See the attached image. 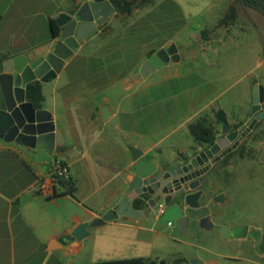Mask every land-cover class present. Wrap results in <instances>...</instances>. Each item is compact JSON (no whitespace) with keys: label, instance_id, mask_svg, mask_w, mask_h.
I'll list each match as a JSON object with an SVG mask.
<instances>
[{"label":"crops","instance_id":"1","mask_svg":"<svg viewBox=\"0 0 264 264\" xmlns=\"http://www.w3.org/2000/svg\"><path fill=\"white\" fill-rule=\"evenodd\" d=\"M61 1L38 0L36 8L31 9L27 7L31 0H0V61L23 55L35 58L49 51L52 47L49 19L62 12ZM81 1L73 0L71 5L74 7ZM47 27V37L32 47L11 53L7 45L20 38V29L44 32ZM71 56L62 69L74 62L75 57ZM171 63L174 61L160 68L170 67ZM95 68L80 66L75 74H66L68 82L53 88L50 102L45 93L48 82L41 83V108L51 113L63 141L50 154L67 165L69 179L76 186L72 194L65 192L46 167L47 162L44 166L32 150L14 143L11 146L0 138V264H86L93 262L85 261L86 257L121 252L128 246L144 243L142 233H157L145 222L120 216L102 225H91L126 193L132 169L128 146L148 152V158L173 159L175 164L202 146L193 139L188 124L215 107L202 104L192 110L186 103L195 95L202 98L203 90H196L193 97L186 93L181 99L179 85L171 80L175 76L148 81L154 75L150 73L159 69L144 76ZM59 73L56 79L62 77ZM179 130L183 139L175 137ZM39 151L43 152L39 155L47 153ZM42 185L50 189L42 190ZM222 195L220 203L227 198L225 193ZM210 220L213 227L200 228L190 238L218 235L214 226L217 223L211 216ZM79 224L84 225L87 235L80 240L66 239ZM103 225H108L109 232L99 230ZM100 232L106 233V239L96 238ZM183 243L193 246L195 253L188 254V258L202 260L199 255V250L205 249L202 244L188 239H183Z\"/></svg>","mask_w":264,"mask_h":264},{"label":"rangeland","instance_id":"2","mask_svg":"<svg viewBox=\"0 0 264 264\" xmlns=\"http://www.w3.org/2000/svg\"><path fill=\"white\" fill-rule=\"evenodd\" d=\"M72 1L62 0L59 9L71 12L75 7L71 5ZM37 5L38 0H31L27 7L34 9ZM230 6L236 8L235 19L220 25V18ZM48 35V27L44 32L20 29V38L7 46L14 53L32 47ZM171 43L178 48L179 60L170 67L151 72L154 75L148 81L175 76L171 80L179 85L181 99L186 93L193 97L196 90H203L202 98L195 95L192 101H187L188 109L202 104L215 107L209 114L203 113L201 118L217 137L221 134L222 123L215 115L219 110L216 108L224 111L229 124L242 131L256 114L249 116L252 81L257 79L264 85V15L241 0H149L133 7L129 14L114 10L97 32L74 49L71 57L75 60L61 70L62 77L48 81L47 100L51 101L54 87L68 82L66 74H75L80 66L116 74L143 75L141 68L147 53ZM180 132L175 137L181 138ZM32 153L37 154L44 166L46 161V167L50 168L54 160L52 154L39 155L43 153L39 150ZM171 161L170 165L175 164L173 159ZM205 181L210 195L222 191L227 197L225 202L211 205L210 213L215 223L234 226L264 222V116L257 120L237 148L210 167ZM157 215V208L149 213L145 224L157 233H142L144 243L128 246L121 252H101L98 257L84 258L85 261L94 263L139 254L153 260L149 264H191L188 254L195 252L192 245L183 243V239L204 246V250H199L204 264H233L228 257H238L236 240L203 234L193 240L191 233L180 234L175 225L168 226L167 220ZM107 226H100L99 230L107 231ZM96 238L104 240L106 233L100 232Z\"/></svg>","mask_w":264,"mask_h":264},{"label":"water","instance_id":"3","mask_svg":"<svg viewBox=\"0 0 264 264\" xmlns=\"http://www.w3.org/2000/svg\"><path fill=\"white\" fill-rule=\"evenodd\" d=\"M113 11L114 6L109 0H83L71 13L61 12L55 18L59 33L52 37V47L45 54L35 58L23 55L10 61H0V138L32 151L45 150L48 154L54 151L56 145L63 143L61 130L55 127L51 113L26 100L25 85L44 83L55 78L79 43L97 32L98 25ZM179 58L176 44L171 43L167 49L162 47L150 54L144 60L141 72L145 76L159 69L164 63L177 61ZM263 102L264 85L254 79L249 116L256 114L239 136L237 129L230 131L231 124L223 121L221 134L225 135L203 150L198 147L173 165H170V159L159 156L148 158V152L132 145L128 146L132 169L128 176L126 193L114 207L104 212L101 217L95 218L91 225H102L120 216L133 222L144 223L145 211L136 209L132 204L135 193H142L149 196L146 206L161 201L168 206L172 200L178 201L179 205L172 204L159 214L162 220L172 221L178 232L186 229L193 233L196 227L211 228L213 224L209 215L199 206V177L227 151L235 148L257 120L264 116V112L260 111ZM231 142L233 144L228 146ZM147 212L150 213V209ZM246 230L247 226L244 225L231 230L221 227L219 232L240 237L245 235ZM87 233L84 225L79 224L66 235V239L80 240ZM189 262L204 264L202 260L194 257L189 258Z\"/></svg>","mask_w":264,"mask_h":264},{"label":"flooded vegetation","instance_id":"4","mask_svg":"<svg viewBox=\"0 0 264 264\" xmlns=\"http://www.w3.org/2000/svg\"><path fill=\"white\" fill-rule=\"evenodd\" d=\"M69 13H71V12H69ZM101 25L102 24L98 25V28ZM168 46H165V49H167ZM158 50L159 49H157L153 52L147 53L145 58H147L150 54L157 52ZM233 130H236V128H234L231 125L230 131H233ZM237 130H238V136H239L241 131L239 129H237ZM223 135H225V134H220L219 137H221ZM219 137H217L216 139H218ZM198 144L202 145V146H200V150H203L204 148H207L209 146V144H206V143H198ZM232 144H233V142H231L228 146H231ZM238 145L235 148H237ZM235 148L227 151L226 154H228L230 151L234 150ZM196 149H194L193 151H195ZM209 169H210V167L207 168L200 175V177H199L200 185L197 189L201 191V195L199 197V206L203 207L206 215L211 216V213H210V210H212L211 205L212 204H219L222 200L221 197L223 198V195H222V191L213 193L212 195L209 194V188H207L208 185L206 186V181H205V177L208 174ZM148 200H149V196L142 194V193L141 194L135 193V196H134L133 201H132V204L136 209H142L145 211L144 222H146L148 217H149V212H147V210L150 209V212H152V210L154 208H157L156 202L153 205L148 204L146 206L145 204L148 202ZM160 203L162 204V208L164 210L172 204L179 205L178 201H174V200H172L168 206L165 204L164 201L163 202L161 201ZM157 211H158V209H157ZM157 216L161 218V215L158 214ZM211 219H212V217H211ZM213 222L215 223L214 220H213ZM172 224H174V223L172 222L171 225ZM244 225L247 226V230H246V233L244 236L234 237L229 233L227 235H223L219 232V229L221 227H227L229 230H231L232 228H235L238 226H244ZM214 226L216 228L217 234L220 235L222 238H225L227 240L233 239L239 243V248L237 250L238 257H228V259H231L233 261V264H264V222L261 224L241 223V224H237L234 226H232L231 224H228V223H217V224H214ZM212 227H213V225H212ZM199 229H200V227H196L195 231L193 233H191V236L196 234L197 230H199ZM183 232L187 233L188 231L186 229H184L182 232H180V234Z\"/></svg>","mask_w":264,"mask_h":264},{"label":"trees","instance_id":"5","mask_svg":"<svg viewBox=\"0 0 264 264\" xmlns=\"http://www.w3.org/2000/svg\"><path fill=\"white\" fill-rule=\"evenodd\" d=\"M114 6V10L121 14H129L133 7L143 5L149 0H109ZM246 6L257 10L264 15V0H241ZM236 17V8L230 6L225 14L220 18L219 24H228ZM49 30L52 37H55L59 33V27L56 24L54 18L49 19ZM26 98L31 101L35 107L40 108L43 101V93L41 83H27L25 87ZM264 108V103H263ZM217 119L222 123L226 121V115L223 110H217L215 113ZM188 129L193 139L198 143L212 144L217 136L216 133L208 126L204 119L198 118L195 121L188 124ZM242 155V153H241ZM64 188L66 193L72 194L75 191V184L70 179H55ZM153 260L145 257H130L122 259H113L105 261H97L94 263L86 264H149ZM163 262V261H162Z\"/></svg>","mask_w":264,"mask_h":264},{"label":"built area","instance_id":"6","mask_svg":"<svg viewBox=\"0 0 264 264\" xmlns=\"http://www.w3.org/2000/svg\"><path fill=\"white\" fill-rule=\"evenodd\" d=\"M50 171L54 179H69V171L67 165L60 159L54 158L53 162L50 164ZM42 190L48 191L50 189L49 186L42 185ZM158 214H162L164 209L162 208V204L159 202L157 204ZM172 221L167 220L168 226H170Z\"/></svg>","mask_w":264,"mask_h":264}]
</instances>
